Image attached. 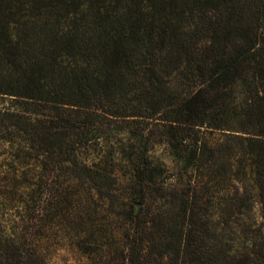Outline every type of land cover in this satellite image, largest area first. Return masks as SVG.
<instances>
[{"label": "trees", "instance_id": "obj_1", "mask_svg": "<svg viewBox=\"0 0 264 264\" xmlns=\"http://www.w3.org/2000/svg\"><path fill=\"white\" fill-rule=\"evenodd\" d=\"M58 263L264 264V0H0V264Z\"/></svg>", "mask_w": 264, "mask_h": 264}, {"label": "rangeland", "instance_id": "obj_2", "mask_svg": "<svg viewBox=\"0 0 264 264\" xmlns=\"http://www.w3.org/2000/svg\"><path fill=\"white\" fill-rule=\"evenodd\" d=\"M151 156H152V160L154 161V163L163 162L169 166V156L167 154V151L162 146H159V145L155 146L152 149ZM125 165L122 161L119 162L117 170L119 171L120 174L128 172L129 167ZM58 264H61V263H58Z\"/></svg>", "mask_w": 264, "mask_h": 264}]
</instances>
